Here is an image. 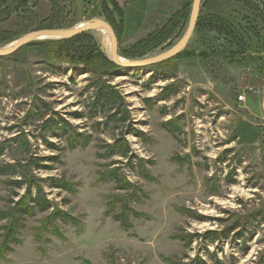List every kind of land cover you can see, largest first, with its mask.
Instances as JSON below:
<instances>
[{
  "label": "rangeland",
  "instance_id": "1",
  "mask_svg": "<svg viewBox=\"0 0 264 264\" xmlns=\"http://www.w3.org/2000/svg\"><path fill=\"white\" fill-rule=\"evenodd\" d=\"M5 1L0 0V47L30 31L66 29L94 17L111 26L118 59L123 60L149 58L171 47L186 30L192 4L35 0L34 10L17 19L5 16ZM183 8L185 16L171 29ZM214 15L230 20L233 31L251 22L262 70L256 68L260 62L228 64L216 54L229 38L221 26L206 29V16ZM210 21L216 24L214 18ZM59 40L44 39L49 42L29 52L21 47L0 57V144H5L0 164L42 158L45 167L32 173L46 197L78 224L55 218L46 225L50 210L24 217L18 221L21 227H12L8 215L0 217V264H189L197 257L207 264L215 259L221 264H264V2L200 0L181 57L164 64L119 66L108 72V33L95 29L61 39L69 41L63 44ZM36 42L41 43L29 44ZM207 46L217 51L209 52ZM60 48L65 55L54 58ZM99 79L121 96L126 122L113 123L107 111L89 108L91 86ZM248 86L256 93L238 102L236 95ZM167 88L168 94L175 91L163 99ZM47 108L56 113L53 121H67L86 145L70 148L63 130L43 129ZM170 120H175L171 127L180 129L177 137L163 125ZM24 139L27 150L20 148ZM114 139L126 142L127 157L105 155V145ZM113 167L141 188L139 201L129 197L130 190H117L111 179H99ZM15 178L21 177L0 174V214L24 194L25 186L13 194L7 182ZM51 178L72 190L47 185ZM121 196L124 201L116 200ZM125 202L139 215L125 211ZM117 213H126L132 226L120 227L113 218ZM206 231H217L218 238L211 243L198 237Z\"/></svg>",
  "mask_w": 264,
  "mask_h": 264
},
{
  "label": "trees",
  "instance_id": "2",
  "mask_svg": "<svg viewBox=\"0 0 264 264\" xmlns=\"http://www.w3.org/2000/svg\"><path fill=\"white\" fill-rule=\"evenodd\" d=\"M33 1L34 3H31L30 0H9V1L7 0L5 1V4L8 2L5 8L6 9L5 16L9 17L11 15L17 19L23 18L24 16L20 17L21 13H25V14L31 13L36 7V4L38 2L35 0ZM48 1H50V3L53 4V1L51 0H48ZM1 4L3 3L1 2ZM184 16H185V8H183L181 12L178 14L176 18V22L175 23L173 22V24H171L170 26L171 29H173L175 25H178V23L182 20ZM211 17L212 16H208V17L206 16V29L207 28L210 29L212 28V26L214 27L221 26L220 28H222L226 32L225 36L229 38V40L226 38L228 40V44L218 46L220 47V49L221 47H225V48H223L221 51H218L216 54L221 55L220 57L225 59L228 64L235 63V64H242V65L245 64L246 65L248 63V60L253 63H255V61L257 63L260 62V61H257L259 57L262 58V56L260 55L261 53H259V50H260L259 46H256V45L254 46V44L252 43V39H251V37H256V31H254V29L250 30L251 26L249 27V24L251 22L249 20L246 21V25H248V27H245L244 30L240 31L238 29V30L233 31V24L230 20L226 18L223 19L220 17V15H214L213 18L216 24L212 25L210 20H213V18ZM85 33L86 32L78 34L74 37H79V36L82 37ZM47 42L49 41L43 42L42 40L41 43L36 42L35 44H27L23 46L21 50H24L25 52H29L30 50L35 48L34 45L38 44L37 46H39ZM64 42H69V41L68 40L65 41L61 39L59 41H56V43L58 44H63ZM263 45L264 44H262V46ZM207 47L209 49V52L217 51V49H215L213 46H207ZM143 48H146V47H143ZM147 48H151V46H148ZM61 50H62V53H61ZM246 52H248V54H246ZM65 53H66L65 50L60 48L53 57L58 58L59 56L65 55ZM181 54L182 52L179 53L177 57L178 58L181 57L180 56ZM206 56H208L207 52H206ZM136 58L138 57H135L134 59ZM183 58L188 59V56L183 57ZM164 63L166 62H163V64ZM106 64L109 67L107 69L108 72L117 71L118 70L117 68H119V66L111 62L110 59H108ZM257 65L258 66H256V68H258L259 70H262V67H263L262 63L260 62V64H257ZM91 87H93L94 93H93L92 101L89 104L90 105L89 108L91 110L95 108L99 112L107 111L108 112L107 117L109 118V120L113 121V123L117 121L126 122L125 120L128 119L127 109L125 108L121 109V107H123L124 104L118 92L106 82L104 81L100 82V79L98 80V83L92 84ZM169 91H170V88H167L165 91L162 92V95H165L163 99L168 97L169 94L173 93L175 89H173L172 92L168 94ZM47 111L49 112V117H47L48 119H45L42 122L43 129H46L48 131H53L56 129L63 130L65 134H68L67 143L70 148H74L77 145H80L81 147H84L86 145V142H80V139L76 138L74 129L71 128V125L67 121L63 120L62 118H59L58 120L53 121V115H55L56 113L51 111L50 108H47ZM120 113H122V115L117 116ZM174 122L175 120L166 121L164 122L163 125L166 130H168L172 135L177 137L176 132L178 133L180 129L177 128V126L175 127L170 126V124ZM97 125H99V123H97ZM132 131L136 133L135 130H132ZM4 145L5 144H0V155L3 153L5 149ZM20 145H21L20 146L21 149L26 148L27 150V148H29V144L25 139L22 141ZM48 146H50L51 148L55 147L52 143H48ZM105 148L107 149V152H105V155L108 157H112L114 155H120L122 157H127L129 150H130L124 140L121 141L118 139L117 140L114 139L113 143L105 145ZM56 159L57 158L55 157L54 160ZM41 161H42V158L37 157V156H32L26 159L24 162L17 160L15 163L0 164V174L10 175V176H14L18 174L21 177L20 179H17V178L9 179L7 182L9 185L13 186L12 191L14 195H16L15 188H21L25 186L24 194H22L20 198L16 200L15 202L10 200L12 201L11 204L13 205L10 206L8 212H2L0 214V217L3 218V217H6V215H8V217L11 219L12 227H15V225L21 227L22 223L18 221L21 219H24V217H31L35 214V212H45V211L50 210L51 211L50 214L47 215L46 218L44 219V224L51 225L54 222L55 218L60 219L62 222H70V223L78 224V220L74 216H71L67 212L61 210L50 199L46 197L45 192L43 191V185L41 183V180L37 178L36 176H34V174L32 173L33 169L39 170L45 167V165L42 164ZM142 162L143 161L139 160V163H138L140 172L141 170H144ZM129 164H131V162ZM117 170H118L117 167H113L107 172H101L99 175V179L102 181H107L111 179L112 181L116 183L117 190H124V191L130 190L129 197H131L135 201H139L140 198L136 195V193L137 191H139V189L141 190V188H138L137 186L133 185L124 175L122 174L118 175ZM144 173L145 172L143 171L142 174L145 175ZM226 181L231 182L232 180L231 178H226ZM47 185L64 188L66 190L68 189L72 190V187L70 185L59 182L58 180H55L52 178L50 179V182ZM142 194H143V191H142ZM116 200L121 201V202L124 201L122 196L117 197ZM126 205L127 203L125 202V204L123 205L125 211L129 210V212L134 214L135 216L139 215L137 212L132 211V209L127 208ZM113 218L117 220L119 222L120 227L124 229H127L132 226L131 222L128 220L126 213L114 214ZM52 227H53V231L55 232L56 228L53 225ZM227 232L228 230L223 231L220 234L225 235ZM217 235H219L217 231H206V233H204L203 235L199 234L198 237H201V236L203 238L206 237V239H208V241L212 243L214 242L213 241L214 239L218 238ZM190 242H191L190 239L187 240V244H189ZM211 257H214V254L211 255ZM214 261H215V264H221V262L217 259H215ZM172 264H180V263L172 262ZM189 264H207V263L201 258L197 257L196 259L192 260Z\"/></svg>",
  "mask_w": 264,
  "mask_h": 264
},
{
  "label": "water",
  "instance_id": "3",
  "mask_svg": "<svg viewBox=\"0 0 264 264\" xmlns=\"http://www.w3.org/2000/svg\"><path fill=\"white\" fill-rule=\"evenodd\" d=\"M261 1L264 2V0ZM199 5H200V0H192L189 18H188V24L184 34L179 38V40L176 41L168 49H165V51L155 56H151L149 58H142V57L136 59L126 58L125 60L120 61V59H118L117 56V41L113 29L105 21L96 19L94 17L90 18V20H87L86 25L81 26L80 28L70 27L66 29L64 28L40 29L25 33L16 40H14L12 44H10L9 46L0 47V57L8 56L19 50L21 47L34 41H42L44 39H67L84 32L92 31L98 28H103L109 32V37L111 40L110 52L108 53V57L111 62L123 68H137V67L153 65L168 60L183 51L194 31L198 17ZM262 106L264 110V87H263Z\"/></svg>",
  "mask_w": 264,
  "mask_h": 264
},
{
  "label": "built area",
  "instance_id": "4",
  "mask_svg": "<svg viewBox=\"0 0 264 264\" xmlns=\"http://www.w3.org/2000/svg\"><path fill=\"white\" fill-rule=\"evenodd\" d=\"M246 89H247V90H245V89L243 88V89L241 90V92L238 93V94L236 95L238 102H241V103H242V102H245L246 96H247L248 94H250V93H256V91H255V92L253 91V89H252L251 86H248Z\"/></svg>",
  "mask_w": 264,
  "mask_h": 264
},
{
  "label": "bare ground",
  "instance_id": "5",
  "mask_svg": "<svg viewBox=\"0 0 264 264\" xmlns=\"http://www.w3.org/2000/svg\"><path fill=\"white\" fill-rule=\"evenodd\" d=\"M84 25H86V22H82V23H80V24H76L73 28H80L81 26H84ZM98 30H100V31H102V32H106V33L109 34V32H108L107 30L103 29V28H98ZM106 41H107V40H106ZM110 42H111V40L107 42V45H108V47H109V48H107V49H110V44H109ZM10 44H12V43H9V44L6 45V46H9ZM120 61H123V59H120Z\"/></svg>",
  "mask_w": 264,
  "mask_h": 264
},
{
  "label": "crops",
  "instance_id": "6",
  "mask_svg": "<svg viewBox=\"0 0 264 264\" xmlns=\"http://www.w3.org/2000/svg\"><path fill=\"white\" fill-rule=\"evenodd\" d=\"M120 2V4H125L126 6H129L133 0H117ZM128 4V5H127ZM127 9V8H126Z\"/></svg>",
  "mask_w": 264,
  "mask_h": 264
}]
</instances>
